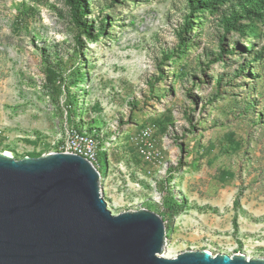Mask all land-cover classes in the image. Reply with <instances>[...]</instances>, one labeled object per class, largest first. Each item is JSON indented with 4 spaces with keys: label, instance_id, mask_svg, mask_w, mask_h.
Wrapping results in <instances>:
<instances>
[{
    "label": "rangeland",
    "instance_id": "rangeland-1",
    "mask_svg": "<svg viewBox=\"0 0 264 264\" xmlns=\"http://www.w3.org/2000/svg\"><path fill=\"white\" fill-rule=\"evenodd\" d=\"M229 3L0 0V152L96 127L108 208L159 213L164 256L264 258V17Z\"/></svg>",
    "mask_w": 264,
    "mask_h": 264
},
{
    "label": "water",
    "instance_id": "water-1",
    "mask_svg": "<svg viewBox=\"0 0 264 264\" xmlns=\"http://www.w3.org/2000/svg\"><path fill=\"white\" fill-rule=\"evenodd\" d=\"M100 189V171L83 155L0 152V264H264L207 250L164 256L162 216L115 214Z\"/></svg>",
    "mask_w": 264,
    "mask_h": 264
},
{
    "label": "trees",
    "instance_id": "trees-1",
    "mask_svg": "<svg viewBox=\"0 0 264 264\" xmlns=\"http://www.w3.org/2000/svg\"><path fill=\"white\" fill-rule=\"evenodd\" d=\"M93 1V0H92ZM192 2H196V5H194V9H207V10H213L216 9L218 5L220 4H226L229 3L231 10L230 13L226 15V30L230 31L232 28H235L237 24L240 21L241 13H250L252 9H256L257 14L264 17V0H191ZM239 1V2H238ZM70 6H71V12H72V19L76 24H86V18L88 8L87 4L90 2V0H68ZM250 5V7H249ZM196 6V7H195ZM244 11V12H242ZM93 24L89 27L85 26V32L91 37L99 39L102 35L105 34V29L101 28L92 20ZM93 30L97 31V34L94 35ZM78 130L82 129V127L77 128ZM98 128L96 127H90L88 128V131H93Z\"/></svg>",
    "mask_w": 264,
    "mask_h": 264
},
{
    "label": "built area",
    "instance_id": "built-area-1",
    "mask_svg": "<svg viewBox=\"0 0 264 264\" xmlns=\"http://www.w3.org/2000/svg\"><path fill=\"white\" fill-rule=\"evenodd\" d=\"M100 130L96 129L93 131H88V129H75L68 136H61L57 138L54 142L56 144V151H65V152H73L80 155H83L90 159L100 171V191L101 196L106 200L107 206L109 207V202L106 197L103 195V173L101 171V163L99 158V137L98 134Z\"/></svg>",
    "mask_w": 264,
    "mask_h": 264
},
{
    "label": "bare ground",
    "instance_id": "bare-ground-1",
    "mask_svg": "<svg viewBox=\"0 0 264 264\" xmlns=\"http://www.w3.org/2000/svg\"><path fill=\"white\" fill-rule=\"evenodd\" d=\"M210 252V251H209Z\"/></svg>",
    "mask_w": 264,
    "mask_h": 264
}]
</instances>
